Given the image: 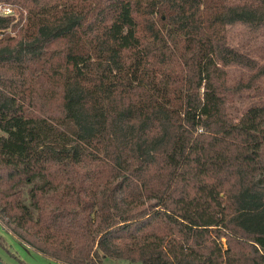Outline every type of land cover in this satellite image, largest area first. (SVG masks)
<instances>
[{
	"label": "trees",
	"instance_id": "trees-1",
	"mask_svg": "<svg viewBox=\"0 0 264 264\" xmlns=\"http://www.w3.org/2000/svg\"><path fill=\"white\" fill-rule=\"evenodd\" d=\"M0 3L9 233L61 264H264V0Z\"/></svg>",
	"mask_w": 264,
	"mask_h": 264
},
{
	"label": "rangeland",
	"instance_id": "rangeland-1",
	"mask_svg": "<svg viewBox=\"0 0 264 264\" xmlns=\"http://www.w3.org/2000/svg\"><path fill=\"white\" fill-rule=\"evenodd\" d=\"M14 9L20 15H24L23 10ZM17 15V17L19 18ZM16 17V18H17ZM244 30L239 25H232L227 33L228 41L231 45L236 46L243 40ZM0 239L3 241L5 250L0 247V262L2 264H61L56 261L47 259L29 247L22 244L15 236L9 233L4 225L0 223ZM10 254L13 256H10ZM101 264H128L123 261H117L109 258H102Z\"/></svg>",
	"mask_w": 264,
	"mask_h": 264
},
{
	"label": "built area",
	"instance_id": "built-area-1",
	"mask_svg": "<svg viewBox=\"0 0 264 264\" xmlns=\"http://www.w3.org/2000/svg\"><path fill=\"white\" fill-rule=\"evenodd\" d=\"M19 13L9 4L0 3V18L17 20ZM17 17V18H16Z\"/></svg>",
	"mask_w": 264,
	"mask_h": 264
},
{
	"label": "water",
	"instance_id": "water-1",
	"mask_svg": "<svg viewBox=\"0 0 264 264\" xmlns=\"http://www.w3.org/2000/svg\"><path fill=\"white\" fill-rule=\"evenodd\" d=\"M0 264H2V263L0 262Z\"/></svg>",
	"mask_w": 264,
	"mask_h": 264
}]
</instances>
